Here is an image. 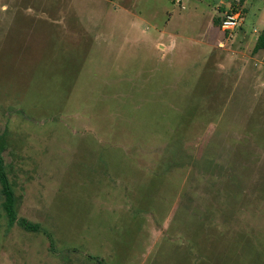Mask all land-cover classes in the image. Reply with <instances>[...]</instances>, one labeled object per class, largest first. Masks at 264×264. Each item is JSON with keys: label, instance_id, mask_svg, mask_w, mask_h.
Returning a JSON list of instances; mask_svg holds the SVG:
<instances>
[{"label": "rangeland", "instance_id": "1", "mask_svg": "<svg viewBox=\"0 0 264 264\" xmlns=\"http://www.w3.org/2000/svg\"><path fill=\"white\" fill-rule=\"evenodd\" d=\"M258 12L0 0V264H264Z\"/></svg>", "mask_w": 264, "mask_h": 264}, {"label": "trees", "instance_id": "2", "mask_svg": "<svg viewBox=\"0 0 264 264\" xmlns=\"http://www.w3.org/2000/svg\"><path fill=\"white\" fill-rule=\"evenodd\" d=\"M256 1L263 2L264 0H255V2L253 3V8H257V6L260 4L259 2H256ZM254 51L255 52L264 51V29L261 31L260 35L258 36V39L254 47ZM0 187H1L2 194L4 196L3 209L6 213L8 222L10 224H13L16 222V216L14 213V194L8 182V178L5 172V164L1 157V153H0ZM18 223L25 230L37 231L36 226L30 225L25 220H19Z\"/></svg>", "mask_w": 264, "mask_h": 264}, {"label": "built area", "instance_id": "3", "mask_svg": "<svg viewBox=\"0 0 264 264\" xmlns=\"http://www.w3.org/2000/svg\"><path fill=\"white\" fill-rule=\"evenodd\" d=\"M238 14H225L224 18L221 20V23L219 24L218 28L223 33H231L234 32L237 28V18ZM220 47H222V44H220Z\"/></svg>", "mask_w": 264, "mask_h": 264}, {"label": "crops", "instance_id": "4", "mask_svg": "<svg viewBox=\"0 0 264 264\" xmlns=\"http://www.w3.org/2000/svg\"><path fill=\"white\" fill-rule=\"evenodd\" d=\"M249 2L250 3H254L255 2V0H249ZM256 2H259L260 4L257 6V10L259 11L258 13H259V18L261 19L262 18V20H261V22H262V25H263V28L261 29V30H263L264 29V1L263 2H261V1H256ZM256 4V3H255ZM255 9V8H254ZM255 32V31H254Z\"/></svg>", "mask_w": 264, "mask_h": 264}]
</instances>
